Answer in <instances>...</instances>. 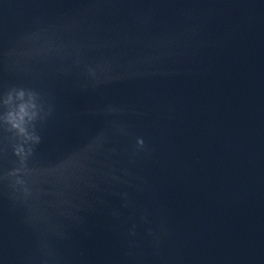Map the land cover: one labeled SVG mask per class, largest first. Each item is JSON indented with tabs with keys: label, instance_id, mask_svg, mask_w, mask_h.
<instances>
[{
	"label": "water",
	"instance_id": "95a60500",
	"mask_svg": "<svg viewBox=\"0 0 264 264\" xmlns=\"http://www.w3.org/2000/svg\"><path fill=\"white\" fill-rule=\"evenodd\" d=\"M0 264H264V0H0Z\"/></svg>",
	"mask_w": 264,
	"mask_h": 264
},
{
	"label": "clouds",
	"instance_id": "9594fccd",
	"mask_svg": "<svg viewBox=\"0 0 264 264\" xmlns=\"http://www.w3.org/2000/svg\"><path fill=\"white\" fill-rule=\"evenodd\" d=\"M39 142H40V138H39V136L36 135L34 137V145L38 144ZM138 144L142 146L143 145V140H138ZM30 151L33 153V149H30ZM23 191H24V193L26 195H28V193H29L28 187H24L23 188Z\"/></svg>",
	"mask_w": 264,
	"mask_h": 264
}]
</instances>
